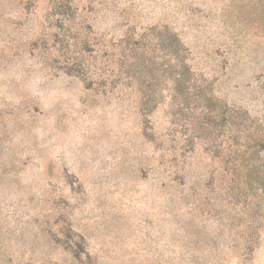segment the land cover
Segmentation results:
<instances>
[{
  "label": "rangeland",
  "instance_id": "obj_1",
  "mask_svg": "<svg viewBox=\"0 0 264 264\" xmlns=\"http://www.w3.org/2000/svg\"><path fill=\"white\" fill-rule=\"evenodd\" d=\"M162 28L264 128V0H0V264H264V192L227 116H169Z\"/></svg>",
  "mask_w": 264,
  "mask_h": 264
},
{
  "label": "trees",
  "instance_id": "obj_2",
  "mask_svg": "<svg viewBox=\"0 0 264 264\" xmlns=\"http://www.w3.org/2000/svg\"><path fill=\"white\" fill-rule=\"evenodd\" d=\"M156 42H158L159 52L166 58L167 66L163 71L164 76L171 81V86L165 88L171 107L169 116H227L228 144L233 153L238 152V156L232 161L233 175L238 180L250 179L252 181L250 184L255 186L256 190L264 192V174L260 176V172L258 173L251 165V162L256 159L258 148L264 149V128L260 124L256 126L246 116L234 113L226 105L217 104L216 99L209 92V87L203 86L202 81L193 78L186 62V50L174 32L167 28L160 29ZM141 46L143 44L139 45L137 41L126 40L122 56L126 62L125 68H131L133 74H138L137 78L143 80L147 74V68L144 57L137 52ZM127 63L130 64L127 65ZM139 91L142 96H146V102L142 103L144 104L142 106L145 109V115H148L150 103L155 101L156 90L142 83ZM241 162L247 165L242 166ZM240 167L242 169H239Z\"/></svg>",
  "mask_w": 264,
  "mask_h": 264
}]
</instances>
